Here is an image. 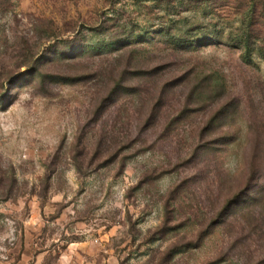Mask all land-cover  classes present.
I'll list each match as a JSON object with an SVG mask.
<instances>
[{
	"label": "rangeland",
	"instance_id": "rangeland-1",
	"mask_svg": "<svg viewBox=\"0 0 264 264\" xmlns=\"http://www.w3.org/2000/svg\"><path fill=\"white\" fill-rule=\"evenodd\" d=\"M0 264H264V0H0Z\"/></svg>",
	"mask_w": 264,
	"mask_h": 264
},
{
	"label": "trees",
	"instance_id": "trees-1",
	"mask_svg": "<svg viewBox=\"0 0 264 264\" xmlns=\"http://www.w3.org/2000/svg\"><path fill=\"white\" fill-rule=\"evenodd\" d=\"M36 61V60H35ZM24 62V61H23Z\"/></svg>",
	"mask_w": 264,
	"mask_h": 264
}]
</instances>
